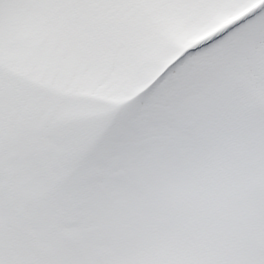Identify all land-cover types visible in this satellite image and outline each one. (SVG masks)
<instances>
[{
  "label": "rangeland",
  "instance_id": "obj_1",
  "mask_svg": "<svg viewBox=\"0 0 264 264\" xmlns=\"http://www.w3.org/2000/svg\"><path fill=\"white\" fill-rule=\"evenodd\" d=\"M261 6L264 0H177L124 13L5 5L0 88L6 123L10 116L15 123L17 110L30 115L53 100L78 102L65 118L64 132L89 140L80 171L90 195L80 207L90 219L82 225L80 217H72L48 237L35 218L14 217L6 221L0 254L167 255L215 243L225 249L243 246L256 192L250 143L225 149V182L231 189L227 203L235 211L222 242L214 238V225L180 224L164 210L165 192L189 171L185 153L172 139L195 140L201 151L209 147L182 109L205 91L218 50L166 70ZM255 43L237 34L222 47L231 48L230 60L246 65ZM16 127L20 142L30 130ZM94 143L96 150L85 158ZM18 159L10 154L13 163Z\"/></svg>",
  "mask_w": 264,
  "mask_h": 264
},
{
  "label": "snow or ice",
  "instance_id": "obj_2",
  "mask_svg": "<svg viewBox=\"0 0 264 264\" xmlns=\"http://www.w3.org/2000/svg\"><path fill=\"white\" fill-rule=\"evenodd\" d=\"M175 2L0 0V73L4 67L5 5L78 6L140 13L146 7ZM237 34L256 42L246 65L230 60L231 48L222 47ZM212 50H218L212 61L216 70L205 91L182 109V116L195 126L209 147L201 151L195 140L188 144L182 137L172 139L176 148L185 153L189 171L185 179L165 192L164 210L180 224L191 223L201 229L214 225V238L222 242L235 211L227 203L231 189L225 182V149L235 151L250 143L256 192L243 246L225 249L221 243H215L198 251L167 255L21 253L5 258L0 254V264H264V6L185 52L166 72ZM109 51L101 53V60ZM77 107L75 99L53 100L34 114L25 115L17 110L15 123L11 116L6 123L5 97L0 88V248L6 221L14 217L21 221L35 218L41 234L48 237L72 217H80L82 225L89 222V213L80 207L81 201L90 195L80 171L89 140L84 135L68 136L64 132L66 116ZM17 124L30 130L20 142L16 140ZM12 153L19 156L14 163L10 160Z\"/></svg>",
  "mask_w": 264,
  "mask_h": 264
},
{
  "label": "trees",
  "instance_id": "obj_3",
  "mask_svg": "<svg viewBox=\"0 0 264 264\" xmlns=\"http://www.w3.org/2000/svg\"><path fill=\"white\" fill-rule=\"evenodd\" d=\"M96 148H97V144L94 143V144L91 146V148L89 149V151L87 152V155H85V158L87 157V159H88L89 155L92 153V151H95Z\"/></svg>",
  "mask_w": 264,
  "mask_h": 264
}]
</instances>
